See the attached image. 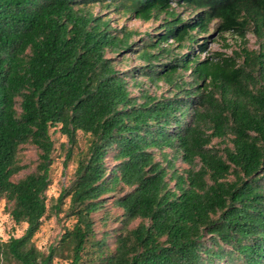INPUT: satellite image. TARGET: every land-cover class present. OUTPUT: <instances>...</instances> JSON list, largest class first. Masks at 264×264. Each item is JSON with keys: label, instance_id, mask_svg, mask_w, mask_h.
Here are the masks:
<instances>
[{"label": "trees", "instance_id": "1", "mask_svg": "<svg viewBox=\"0 0 264 264\" xmlns=\"http://www.w3.org/2000/svg\"><path fill=\"white\" fill-rule=\"evenodd\" d=\"M174 4L194 17L184 21ZM95 5L144 23L165 16L142 45L148 65L131 74L166 82L171 97L133 96L108 53L132 50L134 33L112 29ZM213 22L221 33L251 31L260 50L201 60L198 40ZM169 41L177 47L162 49ZM162 55L169 61L154 65ZM55 133L77 168L49 208ZM26 145L38 164L15 182ZM116 193L119 227L99 238L94 215ZM3 199L28 227L0 243V264H264V0H0ZM67 199L75 223L46 253L34 238ZM109 219L106 211L103 225Z\"/></svg>", "mask_w": 264, "mask_h": 264}, {"label": "rangeland", "instance_id": "2", "mask_svg": "<svg viewBox=\"0 0 264 264\" xmlns=\"http://www.w3.org/2000/svg\"><path fill=\"white\" fill-rule=\"evenodd\" d=\"M173 9L180 14L184 21L193 18L195 11L185 6H180L174 4ZM93 12L96 15H101L102 17H107L111 21L112 29L121 31L126 29V31L134 33L133 38L130 41L132 45V50L126 51L124 53H108V57L113 59L116 63V70L122 74H128V81L130 84V91L133 96L138 97L139 103H143V98L141 94L147 92L152 96H164L171 97L169 93L171 91L170 86L166 82L161 81L157 84L152 83L147 77L141 76V74H131L136 69L145 68L148 65V62L141 59L140 54L142 52V45L148 43L152 37H155L156 34L161 33V25L163 24V19L165 16H162L161 19L157 21H151L149 23H144L139 21L128 14L118 13L114 8H106L105 6L95 5L92 7ZM209 31L206 34H203L199 37V44H206L204 52L197 50L196 54L200 56L201 60L213 59L215 55L222 54L224 57L233 56L237 57L238 55L243 54L244 49L249 51H259L261 44L263 43L262 39H258L251 31L246 32L245 38L241 37L238 33H221L218 31V23L213 22L209 25ZM196 33V32H195ZM122 36V34H120ZM168 47L165 45L162 49H175L177 44L174 41L168 42ZM156 56L159 54V51L153 52ZM187 49L183 50L182 54H186ZM237 53V54H235ZM160 56V55H158ZM162 60L160 62L154 63L157 65L159 63H166L169 61L165 55L161 56ZM185 81H191L189 73L183 74ZM135 77L133 79L132 77ZM83 139L82 136H80ZM53 139L56 142L57 150L54 153V163L52 166V184L49 187V190L46 193L47 205L49 208L53 207L57 199L60 197L61 192L69 188L74 177V173L77 168L76 159H72L66 164V152L61 149V145L68 142V139L61 135V133H55ZM85 141V139H84ZM216 143V142H215ZM158 153L157 161L162 162V158ZM164 153L171 154L169 149H166ZM17 162L19 165L25 167V169L16 177L13 178V181L18 182L19 180L25 178L29 174L35 172L38 164V151L34 146L26 145L21 147L19 154L17 156ZM108 163L112 166L113 161L108 160ZM163 163V162H162ZM164 164V163H163ZM176 167L180 170L185 169L186 166L182 164L181 161L176 163ZM129 190H126L125 194ZM123 196L118 193L110 195V199L107 203L106 210H102L94 215L96 221L95 229L101 237V233L104 231L113 232L117 227H119V222L116 219L122 214V210L118 207L113 206L115 198ZM70 199H67L65 205L62 207L63 212L55 214L53 210H50L48 215L43 219V225L41 226L40 231L36 234L34 241L36 246L47 253L49 247L54 245L61 237L64 231V227H71L75 223V219H68L65 216V211L68 209ZM12 205L8 203L7 200L3 199L0 205V243L6 242L10 237H22L27 230V224H16L13 220L10 210ZM109 211V221L106 225H103L102 218L104 213ZM140 221L133 223L132 228L138 226ZM112 237V236H111ZM113 244L114 239L109 240ZM114 248V246H112ZM55 264H68L66 261H56Z\"/></svg>", "mask_w": 264, "mask_h": 264}]
</instances>
